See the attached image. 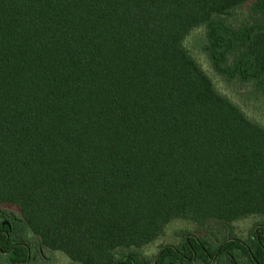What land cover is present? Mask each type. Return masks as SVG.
Instances as JSON below:
<instances>
[{"label":"trees","instance_id":"trees-1","mask_svg":"<svg viewBox=\"0 0 264 264\" xmlns=\"http://www.w3.org/2000/svg\"><path fill=\"white\" fill-rule=\"evenodd\" d=\"M264 0H0V250L71 264H264ZM176 243L147 248L173 222ZM1 254V253H0Z\"/></svg>","mask_w":264,"mask_h":264},{"label":"rangeland","instance_id":"rangeland-1","mask_svg":"<svg viewBox=\"0 0 264 264\" xmlns=\"http://www.w3.org/2000/svg\"><path fill=\"white\" fill-rule=\"evenodd\" d=\"M204 44L203 30L198 28L192 31L184 41V47L188 50L200 64L204 72L211 78L217 90L238 105L243 112L252 120L264 126V97L254 94L248 86H229L223 83L210 68L203 52ZM264 222L263 217H246L235 221L231 225L232 233L241 240H246L253 232L256 225ZM195 227L185 221H176L171 223L165 231L163 237L157 240L153 245L147 248L146 252L151 255L156 254L160 247L166 244L176 243L175 233L192 232ZM0 264H9L8 259L0 254ZM40 264H71L69 260L61 253H45Z\"/></svg>","mask_w":264,"mask_h":264},{"label":"flooded vegetation","instance_id":"flooded-vegetation-1","mask_svg":"<svg viewBox=\"0 0 264 264\" xmlns=\"http://www.w3.org/2000/svg\"><path fill=\"white\" fill-rule=\"evenodd\" d=\"M244 241H245V240H242L241 242L244 243ZM0 253L7 257V253H6V252H3V253H2L1 250H0ZM40 261H41V260H40Z\"/></svg>","mask_w":264,"mask_h":264}]
</instances>
